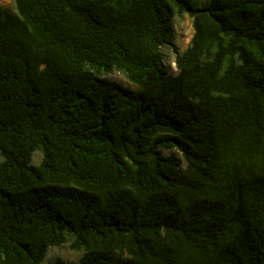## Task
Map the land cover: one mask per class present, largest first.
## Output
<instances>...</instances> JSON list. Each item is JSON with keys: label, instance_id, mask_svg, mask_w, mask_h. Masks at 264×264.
<instances>
[{"label": "trees", "instance_id": "obj_1", "mask_svg": "<svg viewBox=\"0 0 264 264\" xmlns=\"http://www.w3.org/2000/svg\"><path fill=\"white\" fill-rule=\"evenodd\" d=\"M13 3L0 264H41L63 243L77 262L46 264H264V0ZM114 69L137 88L103 76Z\"/></svg>", "mask_w": 264, "mask_h": 264}, {"label": "rangeland", "instance_id": "obj_2", "mask_svg": "<svg viewBox=\"0 0 264 264\" xmlns=\"http://www.w3.org/2000/svg\"><path fill=\"white\" fill-rule=\"evenodd\" d=\"M0 7L14 10L13 0H0ZM172 30L173 43L178 50H183L188 45L193 32L191 18L187 14L175 15L172 19ZM161 51L163 53V63L167 66L170 73H175L174 52L172 51L171 46L168 44L164 45L161 48ZM103 76L115 80L124 86H128L131 89L137 88V86L130 82L120 70L114 69L106 72ZM39 160L40 153L36 151L33 153L32 162L36 164ZM80 255L81 251L71 249L68 243H63L60 246L48 247L41 264H46L55 258H62L67 262L76 263Z\"/></svg>", "mask_w": 264, "mask_h": 264}]
</instances>
